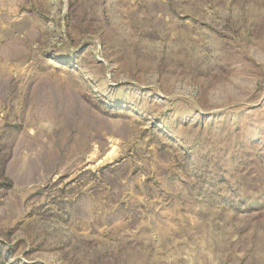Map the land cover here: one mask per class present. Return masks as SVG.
I'll return each instance as SVG.
<instances>
[{
	"label": "rangeland",
	"instance_id": "obj_1",
	"mask_svg": "<svg viewBox=\"0 0 264 264\" xmlns=\"http://www.w3.org/2000/svg\"><path fill=\"white\" fill-rule=\"evenodd\" d=\"M0 264H264V0H0Z\"/></svg>",
	"mask_w": 264,
	"mask_h": 264
}]
</instances>
